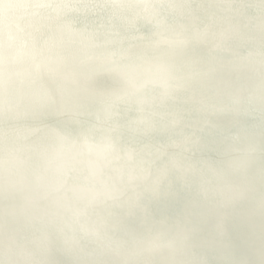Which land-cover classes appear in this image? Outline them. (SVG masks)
I'll use <instances>...</instances> for the list:
<instances>
[{
	"label": "clouds",
	"instance_id": "1",
	"mask_svg": "<svg viewBox=\"0 0 264 264\" xmlns=\"http://www.w3.org/2000/svg\"><path fill=\"white\" fill-rule=\"evenodd\" d=\"M0 264H264V0H0Z\"/></svg>",
	"mask_w": 264,
	"mask_h": 264
}]
</instances>
